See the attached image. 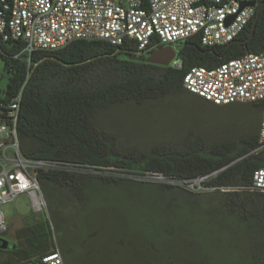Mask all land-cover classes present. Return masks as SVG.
Instances as JSON below:
<instances>
[{"label": "trees", "instance_id": "trees-1", "mask_svg": "<svg viewBox=\"0 0 264 264\" xmlns=\"http://www.w3.org/2000/svg\"><path fill=\"white\" fill-rule=\"evenodd\" d=\"M177 45H180L177 59L182 70L127 58L144 57L164 46L161 44L139 52L128 42L113 46L103 41L80 40L58 51L36 52L28 64L23 55L15 57L22 51L21 42L0 41V57L11 73L5 93L0 92V117H6L11 104L20 98L17 131L22 153L32 159L87 166L99 173L110 174L117 170L141 177L152 172L180 180L219 171L208 183L209 188L251 186L254 173L264 167V150H258L261 104H249L256 115L246 136L210 150L200 141H187L177 151L162 146H154L146 154L125 150L115 132L97 125L94 118L99 111L123 104L162 103L171 95H192L184 90L182 83L193 67L214 68L262 50L264 1L231 43L205 47L196 36ZM31 141L38 149H32ZM38 181L46 201L53 200L52 186L58 185L70 190L77 208L87 197L86 192L93 189H152L169 202L168 208L189 205L201 209L209 219L205 233L225 235L232 231L237 234L239 239L232 242L206 238L202 251L206 255L216 254L212 256L214 259L206 260L207 264H221L236 252L244 255L246 264H264V193L220 192L207 205H202L198 195L189 191L187 200L170 202L159 189L173 188L171 185H151L103 174L83 175L54 169L39 171ZM48 213L49 220L17 230L16 244L12 243L16 248L1 250L0 264L38 262L41 256L55 249L53 229H57L59 214L52 208Z\"/></svg>", "mask_w": 264, "mask_h": 264}, {"label": "built area", "instance_id": "built-area-1", "mask_svg": "<svg viewBox=\"0 0 264 264\" xmlns=\"http://www.w3.org/2000/svg\"><path fill=\"white\" fill-rule=\"evenodd\" d=\"M262 1L0 0V41L21 42L22 51L15 57L23 55L28 64L36 52L58 51L80 40L103 41L113 46L128 42L139 52L159 44L175 47L196 36L205 47L224 46L243 32ZM252 2L255 7L242 8ZM169 67L183 68L177 58ZM182 85L188 93L215 106L261 104L258 150H264V48L214 68L193 67L184 76ZM19 101L20 98L15 99L8 115L0 117V236L9 229L2 207L17 197L28 196L34 211H43L45 198L38 181L39 171L60 169L88 175L92 170L25 156L17 131ZM218 173L180 180L147 172L141 179L175 185L193 193H264V167L254 173L252 185L243 188H209L208 183ZM24 264H64V261L55 248L38 262Z\"/></svg>", "mask_w": 264, "mask_h": 264}, {"label": "rangeland", "instance_id": "rangeland-1", "mask_svg": "<svg viewBox=\"0 0 264 264\" xmlns=\"http://www.w3.org/2000/svg\"><path fill=\"white\" fill-rule=\"evenodd\" d=\"M10 77L11 73L5 69L0 57L2 95ZM255 115L249 104L220 107L197 96L171 95L162 103L152 102L144 106L123 104L99 111L94 119L98 126L119 136L123 149L146 154L154 146L177 151L187 141H200L207 150L238 141L250 132ZM30 145L32 149H38L36 143L31 141ZM88 172V175L103 174L161 185L117 170L110 174L95 170ZM171 186L173 188H160L159 192L170 202L187 200L189 194L186 189ZM52 187L51 202L56 207L45 200L43 211L36 212L26 195L3 206L9 229L2 236L16 244L17 230L49 220V210L55 209L59 217L57 229H53L54 244L64 264H207L206 260L214 259L212 256L216 254L206 255L202 251L206 238L222 242L239 239L232 231L225 235L205 233L209 219L201 209L189 205L168 208L169 202L152 189H93L86 192L87 197L82 204L78 203L77 208L76 198L69 189L58 185ZM219 193L194 194L198 195L202 205H207ZM169 226L170 232H167ZM63 255H66L67 262ZM244 258L241 253H232L221 264H246Z\"/></svg>", "mask_w": 264, "mask_h": 264}, {"label": "water", "instance_id": "water-1", "mask_svg": "<svg viewBox=\"0 0 264 264\" xmlns=\"http://www.w3.org/2000/svg\"><path fill=\"white\" fill-rule=\"evenodd\" d=\"M250 6V7H255L256 3H245L242 5V8ZM180 48V45L177 46H163L159 47L151 52H149L147 55L144 57L140 56H129L127 57L129 60L133 61H138L141 63H146V64H152V65H157V66H162V67H169L170 63L177 58V53L178 49ZM1 249H6L9 245V242L7 240H1Z\"/></svg>", "mask_w": 264, "mask_h": 264}, {"label": "flooded vegetation", "instance_id": "flooded-vegetation-1", "mask_svg": "<svg viewBox=\"0 0 264 264\" xmlns=\"http://www.w3.org/2000/svg\"><path fill=\"white\" fill-rule=\"evenodd\" d=\"M0 239L2 240H6L3 236H0ZM9 242V241H8ZM1 245H2V243H1V241H0V251L1 250H14L16 247L11 243V242H9V245H8V247L6 248V249H1ZM66 258V255H64V259Z\"/></svg>", "mask_w": 264, "mask_h": 264}]
</instances>
